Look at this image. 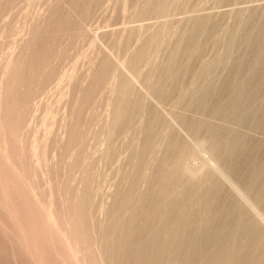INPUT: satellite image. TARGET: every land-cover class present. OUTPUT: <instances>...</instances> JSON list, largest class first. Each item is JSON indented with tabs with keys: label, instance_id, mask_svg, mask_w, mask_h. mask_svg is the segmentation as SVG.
Segmentation results:
<instances>
[{
	"label": "rangeland",
	"instance_id": "374dc122",
	"mask_svg": "<svg viewBox=\"0 0 264 264\" xmlns=\"http://www.w3.org/2000/svg\"><path fill=\"white\" fill-rule=\"evenodd\" d=\"M210 177L229 211L195 238L264 247V0H0V264H128Z\"/></svg>",
	"mask_w": 264,
	"mask_h": 264
},
{
	"label": "bare ground",
	"instance_id": "6f19581e",
	"mask_svg": "<svg viewBox=\"0 0 264 264\" xmlns=\"http://www.w3.org/2000/svg\"><path fill=\"white\" fill-rule=\"evenodd\" d=\"M220 142L221 139L218 136L214 141V149L218 147ZM210 160L211 163L218 166L219 173L224 179L229 181L238 192L245 191L242 185L234 182V173H239V168L233 171L228 168L223 169L221 163L224 162L225 158L222 156L217 160ZM206 183L212 187L205 190L204 194L194 197L189 201V204H186L181 198L176 202L169 200H157L154 203L152 202V206H154L158 213L155 215L153 212L149 216L146 215V218H140V220H138L141 224V226L138 225L140 226V230H148L149 228V234L146 237L138 235L135 242L123 248V253L127 254L129 252L128 254H130L131 252L132 257L129 256V259H124L122 256L120 257L127 260L128 264L131 263V261V264H264V247L261 245L263 237L259 239L257 236H239L236 238L234 244L226 245L218 249L220 248L219 246L217 247L221 242L220 237L232 233L231 231L235 229L236 225H228L232 222H229L227 226L220 229L218 228L213 234L210 232L205 239H201L200 236L195 238L196 234H200V232L204 231L206 232L216 216H220L229 211V209L225 207L220 209L212 208L213 201H215V198L220 193V188L215 183L213 177H210ZM177 188H179L177 181L171 183L165 190L168 192L167 196H177V194H179ZM183 189L199 190V186L195 187L192 183H188L184 185ZM242 194L244 195V192ZM247 197L250 198V196ZM250 203L252 202L250 201ZM252 204L254 205V203ZM148 206L147 208L149 209ZM142 211L141 209V213ZM195 215H197V219L194 218ZM136 219L138 218L136 217ZM244 223L247 224L248 221L244 220ZM245 225L238 224L237 227L241 230V226ZM202 234L204 235V233ZM188 237H193L194 239L188 242ZM223 245H225V243ZM119 248L121 247L119 246ZM119 253L120 252H118V254ZM127 255L125 257H128ZM247 257H256L257 259L248 261ZM124 260L121 261L123 262ZM123 264H126V262Z\"/></svg>",
	"mask_w": 264,
	"mask_h": 264
}]
</instances>
